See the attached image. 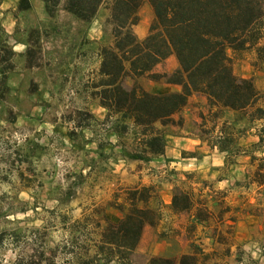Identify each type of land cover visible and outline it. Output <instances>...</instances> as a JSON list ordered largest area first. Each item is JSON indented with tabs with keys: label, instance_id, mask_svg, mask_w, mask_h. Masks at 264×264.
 I'll return each mask as SVG.
<instances>
[{
	"label": "rangeland",
	"instance_id": "1",
	"mask_svg": "<svg viewBox=\"0 0 264 264\" xmlns=\"http://www.w3.org/2000/svg\"><path fill=\"white\" fill-rule=\"evenodd\" d=\"M11 1H4L2 7H9ZM61 3L62 0L56 10L61 9ZM145 5L142 3L137 10V25L148 26L150 13ZM105 17L101 6L86 25L89 31L98 33L97 42L89 45L87 51L86 72L84 68L80 72L69 66L76 55L68 32L72 25L63 24L61 19L56 22L54 27H63L64 38L50 50H43L34 30L15 28V34L22 30L32 56L27 59L23 53L21 62L11 54L12 70L6 74L4 85L0 81V264H66L70 257L93 247L105 223L120 220L116 209L124 210L125 197L132 190L150 188L146 208L153 210L160 204L165 195L163 180L170 185L169 193L173 183L189 189L193 206L199 202L207 213L203 235L208 242L199 241L192 228L186 230L184 237L174 231L176 238L170 242L173 257L179 247H184V255L195 253L198 264H264V182L257 191L249 187L247 196L235 202L224 188L211 187L212 178L207 174L192 171L191 162H181L176 171L161 174L159 164L154 163L156 158L147 163L123 162L118 156V149L113 148L115 139L109 132L111 120L105 119L104 111L88 96L90 86L97 81L94 51L109 44ZM8 43L0 29V46L9 50ZM227 55L232 75L248 80L260 101L264 100V62L255 63L251 52ZM29 64L35 66L26 68ZM173 66V60L166 58L150 73L166 74ZM84 78L89 80L87 85L83 84ZM122 83L131 84L128 79ZM162 83L147 77L136 81L140 89L150 93L153 87L152 91L160 94L164 93L160 89ZM84 88L88 91L86 99ZM258 105L264 109V102ZM187 114L184 108L172 120L182 121L185 115L189 123L182 126L183 132L205 140L210 124L198 126L199 114ZM257 125L261 123L251 124ZM180 128L181 125H166L164 131L177 138ZM123 143L130 145V134ZM96 146L100 147L101 158L95 156ZM200 154L198 151L190 155ZM257 165L262 166L255 162ZM201 167L204 170L206 165ZM183 174L190 176L185 179ZM108 264L142 261L131 252L120 262Z\"/></svg>",
	"mask_w": 264,
	"mask_h": 264
},
{
	"label": "trees",
	"instance_id": "2",
	"mask_svg": "<svg viewBox=\"0 0 264 264\" xmlns=\"http://www.w3.org/2000/svg\"><path fill=\"white\" fill-rule=\"evenodd\" d=\"M37 1L51 18L61 0ZM142 3L148 7L150 21L145 36L136 40L131 28L137 23L136 13ZM101 6L106 12L104 23L109 28V44L98 50L97 81L90 86L88 96L104 111L105 119L111 120L109 132L115 139L113 148L118 149L123 162L147 163L161 157L166 135L164 127H180V119H172L191 95H199L205 101L207 114L199 117V126L211 124L205 135L211 132L212 123L219 120L223 112L233 115L232 123L244 121L251 125L264 119V109L258 105L264 100L260 101L248 80L232 75L227 55L251 52L255 63L264 62V0H62L61 3L62 11L82 24H88ZM28 10L29 0L16 1V12ZM24 55L27 59L32 56L26 48ZM169 56L174 60L175 69L169 74L152 75L151 70ZM11 57V52L0 46L2 85L6 74L12 70ZM34 66L29 64L26 68ZM146 77L179 90L163 95L147 94L136 85L137 80ZM123 79L130 80L131 84L124 85ZM223 131L212 142L217 152L226 153L228 157L239 154V148L233 146V128L229 125ZM235 133L236 138L241 135V131ZM129 134L130 145L126 146L123 142ZM256 136L257 145L251 147V152L258 150L264 137L263 126L257 129ZM99 150L96 146L97 158L102 157ZM249 161L262 164L261 168L255 166L251 177L252 183L261 186L264 159L254 160L249 155ZM189 176L183 174L185 179ZM148 192L150 188L129 192L124 210L116 209L121 214L120 220L115 224L105 223L93 247L83 250L80 256L70 257L66 264L118 263L133 252L142 226H152L156 220L155 212L145 206ZM195 204L197 207L193 206L189 189L183 190L173 183L168 205L172 215L191 212V221L203 224L207 213L199 202ZM196 257L192 252L176 260L150 258L145 264H198Z\"/></svg>",
	"mask_w": 264,
	"mask_h": 264
},
{
	"label": "crops",
	"instance_id": "3",
	"mask_svg": "<svg viewBox=\"0 0 264 264\" xmlns=\"http://www.w3.org/2000/svg\"><path fill=\"white\" fill-rule=\"evenodd\" d=\"M7 0L0 1V29L6 35V41H8V47L11 54H13L21 62L23 61V53L26 48L25 42L23 40L22 30L19 29L18 34L14 33L15 28L30 29L37 32L38 42L43 48V50H50L52 45L60 44L63 41V27H54L59 19L62 20L63 24L72 25V28L68 29L69 38L73 41L74 52L76 55L73 56L72 60L69 62L70 68L73 70H78L82 72L87 71V51L89 45L93 42H97L98 33L94 30L89 31L86 27L87 24H82L74 20L70 15L60 9L56 10L51 18H48L44 11L42 4L37 0H29V10L26 12H16L15 4L17 0H12L6 7L3 6V2ZM147 8V6L145 5ZM148 9V8H147ZM4 24H8L4 27ZM85 25V27H83ZM147 25H135L131 28V33L136 40H141L146 34ZM173 60L171 56L168 57ZM93 72H97L99 56L97 50L94 51L93 55ZM174 62V60H173ZM175 69V63L171 71L166 74L171 73ZM84 85H87V78L83 79ZM149 86V84H148ZM147 91L146 89H141L143 92L151 95H163L168 93L178 92V87L170 86L162 83L160 89L164 90L163 94L157 93L156 91ZM155 88V87H154ZM157 89V87L155 88ZM154 89V90H155ZM84 98H87L88 91L86 88L82 90ZM186 109L187 115H191L192 112L199 114L200 117H205L207 114V109L205 106V101L203 97L199 95H191L187 98L185 105L181 110ZM233 115L229 112H223L222 117L212 123L213 128L207 138L202 140L199 135H189L188 132H183L182 126L187 127L188 119L185 115L181 118V128L179 129L180 137L172 138L170 136H163V153L161 157L156 158L154 163L159 164L157 169H161V174L164 172L176 171L180 166L181 162H191L192 171L196 174L204 173L207 174L209 178H212L211 187L221 190L224 188L227 195H233V200L235 202L241 200V196H247V191L249 187H252L255 191L259 190L262 186H257L251 181L252 173L255 169V161H249V155L253 158H264V148H262L264 137L260 144H258V150L252 151L251 147L257 145V129L264 126V120L258 121L260 126L252 127L247 125L244 121L232 123L231 120ZM195 120H192L194 123ZM225 124L222 125V123ZM198 126L201 124L198 118ZM211 125V124H210ZM231 126L233 131L231 135L233 137V146L239 148V154L228 157L226 153L217 152L212 142H214L215 137H219L226 127ZM222 128V131H220ZM236 131H241V135L235 137L233 135ZM224 132V131H223ZM236 134V133H235ZM167 139V141H166ZM200 151V155L191 156L190 154H195ZM248 152V153H247ZM168 160L169 162H164ZM230 161L229 165L225 162ZM206 165L204 170L202 165ZM213 176V177H211ZM172 177L170 176V179ZM166 180H163L165 186V195L160 204L154 206V212H156V220L152 226L143 225L140 231V235L137 244L133 250V254H137V257L141 259L142 264H145L149 258H172L174 260L178 259L180 256L184 255V247H179V253L176 257H173L171 253L170 242L174 240L173 233L176 231L181 236L187 234L186 230L192 228V234L196 235L201 242H208L204 238L205 229L203 224H194L191 221V212L187 214L172 215L168 210L169 199H170V185H168ZM240 197V199H238ZM178 237V236H177ZM210 245V243H209ZM178 250V249H177Z\"/></svg>",
	"mask_w": 264,
	"mask_h": 264
}]
</instances>
